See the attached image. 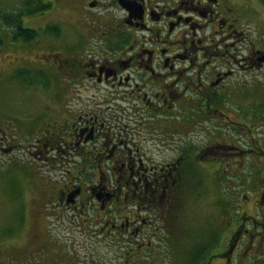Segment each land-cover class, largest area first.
Masks as SVG:
<instances>
[{"label": "flooded vegetation", "instance_id": "obj_1", "mask_svg": "<svg viewBox=\"0 0 264 264\" xmlns=\"http://www.w3.org/2000/svg\"><path fill=\"white\" fill-rule=\"evenodd\" d=\"M63 3L59 18L21 26L33 36L0 45V203L16 201L7 171L27 181L23 225L0 241V264H264L256 8ZM213 187L224 207L181 259L170 223Z\"/></svg>", "mask_w": 264, "mask_h": 264}, {"label": "rangeland", "instance_id": "obj_2", "mask_svg": "<svg viewBox=\"0 0 264 264\" xmlns=\"http://www.w3.org/2000/svg\"><path fill=\"white\" fill-rule=\"evenodd\" d=\"M23 1L24 0H0V12L14 14V12L25 8V6L22 5ZM243 1L247 3V5L256 8V23L261 27H264V0ZM64 9L63 0H52L51 6L44 13V17L22 15L23 25H34L43 22V20H48L49 18H59L63 15ZM3 22L4 20L0 16V45H4L7 41H9L13 33L12 27H10V25H5ZM9 172L15 174L11 180L9 188L13 189V198L16 199V201L0 203V241H4V239H7L12 235L20 233L23 225V216L25 214V206L18 201L22 197L23 188L27 182L23 179V176L25 175L24 171L21 169H11L7 171V180L10 179L8 176V174H10ZM18 174H22V177ZM15 177L17 178L15 179ZM216 189V187H213L207 190L204 189L201 193L192 192V197L188 198V201L185 202V205L181 208V211L178 213L175 220L170 223L172 227L176 228V231H178L182 239L183 244L179 248L181 259H183L184 256L186 257L185 248L192 247L196 237L205 238L210 235L214 218L224 207V196L221 195V191L219 192ZM3 194L8 195L7 192ZM4 198L5 197L0 194V199ZM161 224L160 219V225ZM167 224L168 223H163L161 225L165 227L164 232L171 228V226ZM27 226H29V224ZM154 240L155 239H152V242ZM162 240L163 243L160 245L162 249L161 251L167 250V252H165L168 254L170 240L165 239L164 237ZM79 253L82 254L83 250L79 249Z\"/></svg>", "mask_w": 264, "mask_h": 264}, {"label": "trees", "instance_id": "obj_3", "mask_svg": "<svg viewBox=\"0 0 264 264\" xmlns=\"http://www.w3.org/2000/svg\"><path fill=\"white\" fill-rule=\"evenodd\" d=\"M25 6L24 9H20L14 14L0 12L1 18L4 20L5 25H10L13 29L12 38L17 39L18 37L30 38L35 34L34 29L21 27L23 25L22 15H31L39 10H43L50 7V3H43L42 0H24L22 3Z\"/></svg>", "mask_w": 264, "mask_h": 264}]
</instances>
